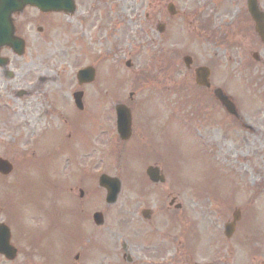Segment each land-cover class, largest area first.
<instances>
[{"label": "rangeland", "instance_id": "obj_1", "mask_svg": "<svg viewBox=\"0 0 264 264\" xmlns=\"http://www.w3.org/2000/svg\"><path fill=\"white\" fill-rule=\"evenodd\" d=\"M88 1L97 4V0ZM170 1L176 14L168 18L166 5ZM203 1L108 0L107 22L103 28H94L92 18L85 50L71 47V31L56 26L42 34L34 28L27 31L22 56L2 51L10 55L16 74L11 79L0 78V157L14 167L10 175L0 178V218L7 222L9 206L12 210L16 206L30 237L37 233L40 217L28 221V213L36 210L28 199L34 203L39 199L37 205L45 210L46 194L53 192L57 194L54 204L60 209V232L52 236L54 245L49 255H18L14 261L0 256V264H264V82L256 81L255 88L248 83H228L229 49L213 44L202 33L189 42L186 34L192 30L196 33L197 8ZM216 7L213 22L223 27L230 11L229 0H216ZM155 16L167 19L170 39L155 38V47L145 50L156 37ZM186 54L195 63L215 64L213 83L237 98L244 127H233L232 119L222 115L223 110L211 116L208 107L200 106L199 92L186 85L190 82L182 83L186 72L181 59ZM170 58L181 63L179 72L167 67ZM127 59L130 67L125 66ZM30 62L39 75H60V79L54 76L56 81H45L30 95L18 94L28 91L39 76H26L25 67ZM86 65L96 69L95 80L86 89L84 105L88 112L73 114L65 100L63 77L70 79L74 70ZM143 80L146 84H135ZM116 103L131 109L134 134L129 143H119L117 137L110 140V131L115 132ZM56 105L61 115L73 116V124L79 125L81 132L69 133L59 125L62 119L41 131ZM141 129L146 135L138 151L151 145L160 154L156 158L137 154L135 137ZM28 157L37 164L31 160L26 167ZM39 158L45 162H37ZM150 164L161 167L166 181L157 185L155 192L148 186V201H142L132 187L145 184L143 174ZM100 173L122 181L112 205L105 204V192L97 186ZM84 175L86 184L80 180ZM36 180H43V184ZM12 182L25 183L28 193L22 195L14 187L17 195L8 196L7 184ZM79 189L84 193L81 198ZM21 196L28 201L20 202ZM171 197L181 203L179 210L168 206ZM74 204L83 214L82 245H74L67 236L72 217L64 218V214L68 215L65 210L70 211ZM144 207L151 209V225L140 216ZM235 208H240V218L232 237L225 239L223 224L231 219ZM94 211L103 212L102 226L92 222ZM172 219L175 229L171 232ZM74 227L75 223L71 229ZM121 242L126 244L130 263L122 256ZM76 253L79 257L74 261Z\"/></svg>", "mask_w": 264, "mask_h": 264}, {"label": "flooded vegetation", "instance_id": "obj_2", "mask_svg": "<svg viewBox=\"0 0 264 264\" xmlns=\"http://www.w3.org/2000/svg\"><path fill=\"white\" fill-rule=\"evenodd\" d=\"M106 1L108 0H97V4L93 5L92 1L89 2L88 0H73V4L75 8L74 12L69 16H66L63 13L56 14V15H60L61 17L59 21L52 16L55 13L52 12L44 13L41 12L35 6L27 5L24 8H22V10L19 13H15L11 17L15 30V35L25 39V41L27 42L26 34L27 31H29L31 28H34L36 32L42 34L45 30L54 29L56 26L59 27L68 26L69 30L71 31L70 33L71 35L70 40L72 43L71 47L73 46L79 47L78 49L84 50L85 47L87 46L85 37L90 27L93 26V24H91L92 18L94 17L93 19L94 28H103L104 22H107L106 11L108 7L105 6ZM209 1L211 2L206 3V0H204L202 5H200L197 8L198 9L196 13L197 22L195 24V29L197 31H195L196 33H194V30H192L191 35L198 36L200 35L199 33H202L207 37V40L209 41L213 40L214 42H220V38H223L224 41H222L223 43L222 42L221 43L225 46V48L227 47L230 52L229 60H228L229 72H230L228 76L229 82L235 81L236 83L239 84L248 83L255 88L254 85L256 84L255 83L256 81L264 82V0H229L230 11L228 13V18L225 22V25L223 26L224 28L221 26H216L214 23L215 21L213 22V16L217 10L216 0H209ZM254 1H256V3L258 4V9L262 16L261 33L256 31V23L250 12V4ZM101 4L104 7H102ZM210 4H212V6H210ZM65 18L68 19L67 25L63 21V19L65 20ZM194 18H195V14L192 15L190 19L193 21ZM166 20L167 19L164 20L162 18L158 19L157 16H155L154 18V22H155L154 29L156 32V37L151 38L150 40V44L153 45V47H155L154 44L156 40L155 38H161L162 36H165V41L170 39V34L167 33L169 25L166 22ZM168 32H170V30H168ZM3 50L11 52V49L8 47H1L0 49V57H2L0 58V78L11 79L16 74L15 70L12 69L14 68L13 60L11 59L10 55L8 54L3 55L2 54ZM203 65L207 66L210 72L209 75L210 86L208 88L201 86L199 87L196 86L195 84L196 68ZM25 69H26V76L29 78L37 77L39 75V72L36 71V67L32 65V62L28 63ZM215 69L216 67L215 64H213V62L209 61L203 63H198V62L195 63L192 57H190V59L184 64V70L186 72L184 74L185 75L184 82L191 83V84H186V83L185 84L190 88H192V85H195L196 87L202 90L203 96L200 97L203 101L202 104L205 105V108L208 107V109L210 110L209 114L211 116H214L215 113L220 111L221 109L220 104L217 102L214 94L215 84L213 83V78L215 74ZM54 76L58 77V79H60L61 77L60 75H54ZM54 76H50L48 74L39 75L36 78V82L32 86H30L28 91L24 92L26 93L25 95H30L34 89L44 84L45 81L51 80L52 82L53 79H54L53 81H56ZM63 83H64L65 93H67L66 102L69 106H71L74 114L77 111L72 101V95L77 91H82L83 92L82 99L84 101L86 98L87 86H90L91 84L85 83L78 85L76 79V70L72 72L70 79H66L65 77H63ZM67 88L68 90H66ZM20 92H18V94ZM53 97L57 98L56 96ZM53 97L51 99H53ZM235 99L237 101L236 97ZM58 108L59 106L56 105V109H52V112L50 113L51 115L48 113L45 114V115L48 114L49 118L46 119L45 124H42L41 131L43 132L46 129L50 128L53 125L54 121H55L54 124H56L57 119H62V123H59V125L63 124L66 130L69 131V133L72 134V132H76V131L81 132V127L77 124H73L74 121L73 116L69 117V114L68 113L66 114L65 112H62L61 115V113H58ZM87 108L88 107H85L84 105V109L82 111H79V113H87L88 112ZM241 115L242 118L245 120L243 114ZM230 119H232L233 125L235 124L236 126L240 124L236 118L230 117ZM41 131H39V135L41 134L40 133ZM42 135L43 134H41V136ZM141 135H142V131L140 130L139 133L140 138ZM88 136H90L89 133ZM88 142H89V137H88ZM43 161L45 162L44 158L43 160H40L39 158L37 162H43ZM34 162L36 163V159L34 160ZM36 164H34V166H36ZM36 181L40 184H43L42 180H36ZM81 182L86 184L87 177L85 176L84 179H81ZM28 187L30 188V186ZM132 190L142 201L148 200L146 194L147 191H145L144 188H133ZM54 194L55 193L53 192L47 193L45 210H40L42 209V207H40V205H37L38 202L40 201L39 199L37 200L36 203H34L31 199H29L30 202L33 203L36 210L35 212L28 213V214L31 213V215L28 217V221L29 219L32 220L33 217H37V216L40 217L39 225L35 228L37 230V233L31 234L30 237L26 236L25 230L21 225L18 224L19 216L15 214L13 210L10 209L7 223L10 229L11 241L14 246L16 245L15 247L17 248V255H49L50 254V246L54 245L52 236H54V234L59 231V226H60L58 211L54 204H50V202H52L55 199ZM170 200H173L175 205L180 204V207H182L181 203H176V197H171ZM144 222L151 225L150 220H144ZM25 226L31 227L29 225H25ZM137 234L140 235V232H137ZM57 235L58 234H56L55 239ZM35 237L37 240L35 239ZM17 243L21 244L23 248H20V246ZM121 247L123 250V255H122L123 258H126V260H128L129 262H132L130 254L128 253L126 244L124 242H121ZM150 257L153 258L154 256L150 255Z\"/></svg>", "mask_w": 264, "mask_h": 264}, {"label": "water", "instance_id": "obj_3", "mask_svg": "<svg viewBox=\"0 0 264 264\" xmlns=\"http://www.w3.org/2000/svg\"><path fill=\"white\" fill-rule=\"evenodd\" d=\"M26 3L37 4L42 10H67V6H69L70 0H0V44L5 41L7 44L15 47V52L18 54H22L23 46L22 42H15L11 40L12 37V28L9 25L3 27V21L9 19L11 13L16 10H20L22 6ZM169 11H173L172 5H169ZM250 11L257 23V30L260 31V14L258 13L255 4L253 3L250 7ZM9 32V34H8ZM79 82L90 81L94 77L93 68L89 67L84 70H80L77 73ZM207 77V74L204 75L203 79ZM197 82L199 84H203L197 77ZM220 93V92H219ZM218 99L221 104L225 107L228 113L235 114L234 105L229 101V99L224 96L222 93L218 94ZM75 101L78 108H82L81 103V93L75 94ZM117 112V131L121 139H127L131 133V116L129 109L124 105H118L116 107ZM12 170V165L2 158H0V173L5 175L8 174ZM146 173L149 178L153 182L163 181L164 177L159 174V169L157 167L149 166L146 169ZM99 184L107 189L106 202L113 203L116 200V197L120 190V181L117 178L109 177L107 175H101L99 178ZM239 218V210H235L233 213V220L229 223H226L224 226L225 235L230 237L234 231L235 222ZM93 219L97 224H101L103 222L102 214L97 212L93 214ZM10 232L8 227L0 223V254H4V256L8 259H13L15 257V249L9 243ZM197 264V263H194Z\"/></svg>", "mask_w": 264, "mask_h": 264}, {"label": "bare ground", "instance_id": "obj_4", "mask_svg": "<svg viewBox=\"0 0 264 264\" xmlns=\"http://www.w3.org/2000/svg\"><path fill=\"white\" fill-rule=\"evenodd\" d=\"M36 87V86H35ZM14 114V113H13Z\"/></svg>", "mask_w": 264, "mask_h": 264}]
</instances>
